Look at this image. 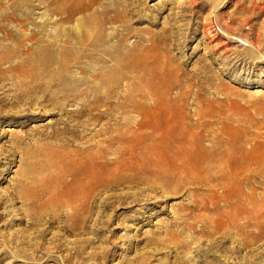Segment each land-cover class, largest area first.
<instances>
[{
	"label": "rangeland",
	"instance_id": "obj_1",
	"mask_svg": "<svg viewBox=\"0 0 264 264\" xmlns=\"http://www.w3.org/2000/svg\"><path fill=\"white\" fill-rule=\"evenodd\" d=\"M262 206L264 0H0V264H264Z\"/></svg>",
	"mask_w": 264,
	"mask_h": 264
},
{
	"label": "bare ground",
	"instance_id": "obj_2",
	"mask_svg": "<svg viewBox=\"0 0 264 264\" xmlns=\"http://www.w3.org/2000/svg\"><path fill=\"white\" fill-rule=\"evenodd\" d=\"M90 1H93V0H90ZM82 2V1H81ZM78 11V10H77ZM49 55V54H48ZM50 56V55H49ZM51 57V56H50ZM36 76V75H35ZM33 78V77H32ZM36 79V78H35ZM30 81H31V79H30ZM25 83V82H24ZM23 83V84H24ZM51 83V82H50ZM48 87V86H47ZM23 88V87H22ZM28 88V87H27ZM26 88V89H27ZM41 87H38V86H32V88L30 87L29 89L30 90H37V89H39V90H41V89H43V88H41ZM49 88V87H48ZM24 89V88H23ZM45 89V88H44ZM44 91V90H43ZM47 90H45V92H46ZM44 92V93H45ZM48 93V92H47ZM50 94H52V92L50 91L49 92ZM30 94V93H29ZM32 94V93H31ZM53 94H54V92H53ZM29 96H31L32 97V95H29ZM50 96V95H49ZM52 97H53V95H52ZM51 98V97H50ZM16 101H21V100H25V99H28V100H31V98H29V97H27V92H26V94H23V93H18L16 96H15V98H14ZM15 103V102H14ZM24 111V110H23ZM18 112V111H17ZM21 113V112H20ZM23 114V113H22ZM154 124V123H153ZM156 124V123H155ZM145 125V124H144ZM150 126V125H149ZM151 128V127H150ZM63 132H65V130H63ZM63 132L61 131V132H59V133H51L50 134V136H54L55 134V136H59V135H64L63 134ZM70 132V131H69ZM68 132V133H69ZM67 133V134H68ZM71 133V132H70ZM81 134V133H80ZM54 136V137H55ZM82 137V136H81ZM69 140V139H68ZM16 142H15V145H20V141H22V136L21 137H16V140H15ZM197 141V140H196ZM200 141V140H199ZM233 141V140H232ZM23 142V141H22ZM249 142V141H248ZM233 143V142H232ZM240 143V142H239ZM239 146H241V145H239ZM83 147V146H82ZM81 148V147H80ZM83 149V148H82ZM85 149V148H84ZM239 151L237 152V154H238V156L239 157H242V159H244V161L246 162V160H249V161H254V160H256L257 161V158H256V156H257V154H260V152H259V150L260 149H258V151L256 150L255 152L253 151V152H247L244 148H239L238 149ZM263 150V149H262ZM263 153V152H262ZM165 156H167V155H165ZM207 155H205V154H203V153H200V152H196V153H193L192 154V156H191V158H190V160H189V162H192V163H194V165H200V164H203L204 162H206L208 159H207ZM228 157H230V156H228ZM230 159H232V161H233V158L232 157H230ZM229 159V160H230ZM238 159V158H237ZM240 159V158H239ZM235 160V159H234ZM159 161V160H158ZM228 161V160H227ZM227 161H226V163H227ZM232 161H229V162H232ZM239 161V160H238ZM241 161H243V160H241ZM234 162H236V161H234ZM234 162H232V163H234ZM242 162H240V164H241ZM246 163H248V161L246 162ZM250 163V162H249ZM253 164V163H252ZM82 169H80V171H81ZM79 171V172H80ZM83 174L81 173L80 175H79V178L76 180V181H74V185H72L73 187L75 186V185H77V184H82L81 182H83L82 180H83ZM96 181H98V184L100 183V180H98V179H96ZM98 186V185H97ZM73 187H71L69 190L67 189V191H66V194H65V196L63 197L64 198V201H63V206L64 207H70L71 206V204L72 203H74V202H77V201H80V200H84L83 202H85L86 200V197H87V195H86V192L85 191H80V193L78 194V196L75 194L76 192H75V188H73ZM84 193V194H83ZM81 195V196H80ZM33 203H34V201H32ZM36 203H34V205H35ZM202 205V204H201ZM255 211V210H254ZM264 211V206H262L261 208H259L258 210H256V212H263ZM64 216V215H63ZM51 218V217H50ZM65 218V217H64ZM41 220V219H40ZM52 220V219H51ZM63 221V220H62ZM36 222V221H35ZM221 239V238H220Z\"/></svg>",
	"mask_w": 264,
	"mask_h": 264
}]
</instances>
